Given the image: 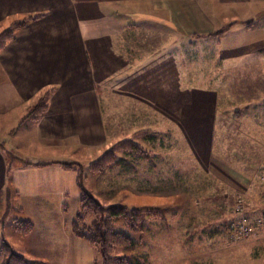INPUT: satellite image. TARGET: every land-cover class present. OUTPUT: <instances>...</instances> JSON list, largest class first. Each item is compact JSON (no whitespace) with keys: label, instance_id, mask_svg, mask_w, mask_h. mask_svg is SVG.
<instances>
[{"label":"rangeland","instance_id":"rangeland-1","mask_svg":"<svg viewBox=\"0 0 264 264\" xmlns=\"http://www.w3.org/2000/svg\"><path fill=\"white\" fill-rule=\"evenodd\" d=\"M69 17L78 20L79 15L63 17L61 13L45 12L16 15L13 8L0 6V38L5 40L0 44V148L6 161L10 160L15 167L19 163L23 166L21 170L42 168L37 164L57 166L62 162L67 167L65 173L36 169L38 174L30 177L31 188L25 174L16 175V170L12 171V183L19 188L25 212L16 207L12 191L7 196L6 190L7 197L0 207V245L7 244L28 261L43 264H101L100 255L71 230L83 191L104 207L157 211L158 216L151 213L140 219V231L133 233L120 220L115 221L114 229L132 241V248H118L115 254L145 257L147 264H264V249L257 245L258 240H264V228L258 231L254 224L255 220H264L252 215L255 212L251 210L254 201H260L254 195L255 190L244 191L231 180L223 190L218 186L222 185L221 166L243 171L246 166H253V152L264 149L261 146L264 140L262 143L257 140L264 137V42L261 48L256 47L261 49L262 61L249 60L247 55L243 58L246 61H241L247 63L242 69L238 61L233 64L214 54L217 49L214 42L207 44L202 40L191 46L192 40L185 36L191 33L189 30L177 32L183 35L177 47L182 52L179 58L169 57L173 47L168 45L165 54L158 56L153 53L157 48L152 43L155 39L152 31L141 30L139 23H128L134 25L129 45L141 56L139 66L131 71L136 77H131L133 81L128 80V84L120 76L122 69H110L109 50L96 42L85 47L89 56L86 55L87 65L82 63L80 46L76 52L69 49L70 60L81 64L79 67L75 64L82 73L79 77L66 80L55 74L35 84L30 83L31 78H17L15 56L24 51L11 50L4 58L3 51L27 25L42 19L52 22L51 28L35 31L36 38H45L46 49L56 53L57 47L66 43L68 35L71 39L72 33L79 43L76 24L73 31L67 27ZM258 25L264 32V20ZM124 36L120 33L115 37ZM106 38L109 36L98 42L108 43ZM156 57L165 58V62L161 60L158 65L152 60ZM25 63L28 66V61L19 62ZM84 70L89 71L85 74ZM4 72L13 78H4ZM51 80L60 83L45 85ZM43 82L45 86L40 87ZM58 85L67 92L57 93V101L74 102L73 108L76 103H83L86 112H94L92 122L83 125L86 129L81 137L85 138V144L56 146L49 128L43 127L45 133L40 135L39 127L44 124ZM12 107L9 112L12 116H2L5 109ZM95 128L97 135L88 132ZM28 162L32 165H27ZM261 176L264 189V171ZM37 187V193L51 194L48 204L27 207L25 194ZM241 216L249 222L248 235L238 238L229 232L221 242L222 250L226 251L218 246L220 238L209 242L203 236L215 228L214 223H223L216 221L228 219L226 224L230 226ZM27 218L35 225L32 235L15 230V220ZM161 218L164 220H158ZM196 232L203 235L195 238ZM2 260L0 254V264Z\"/></svg>","mask_w":264,"mask_h":264},{"label":"crops","instance_id":"crops-1","mask_svg":"<svg viewBox=\"0 0 264 264\" xmlns=\"http://www.w3.org/2000/svg\"><path fill=\"white\" fill-rule=\"evenodd\" d=\"M0 6L13 8L16 15L39 12H45L46 14L61 13L63 17H67L68 15H73L75 13H78L79 15L78 20H75V17H71L72 20H69V17L66 21L67 27L70 26L72 31L75 26L79 30V43L73 39L74 35L72 33L71 39L68 35V39L65 40L66 43H64L62 47H57L56 53L46 49V43H44L45 38H36L35 31L38 29L51 28L52 22H45V19H42V21H36L27 25L17 36L15 41L10 43L6 51H3L1 54L3 58L5 57V54L12 52L11 50H14V52L24 51L15 56V59H17L15 61L18 65H16L15 76H17V78H31L32 80L29 81L33 84L37 82L41 83L45 79L54 77L55 74H58L60 78L66 80L67 78L74 79L81 76L82 73L80 70H76L75 66L76 64L77 67H79L78 65L81 64L74 63V60H70L68 53L69 49L76 52L78 51L77 46H80L83 59L79 57V61L81 59L82 63L85 62L87 65L88 63L86 58L89 56L87 55L88 51L85 47H91L96 44H104V48L109 50L108 55L110 69H122L123 73L120 76L127 80L126 84L133 81V78L131 79V77L136 76H133L131 71H134V69L139 66V62L141 61L139 60V57L141 56L138 50H132L133 47L129 45V37L134 35V33L132 35L134 25H129L128 23H139L142 28L141 30L144 29L145 31H152L151 36L155 38L152 43L155 44L154 47L157 48L156 52L153 53L159 54L158 56H160V54H165L166 46L168 45L173 47L172 54L169 53V57L174 59H177V57L179 58V55H182V52L180 50L181 48L177 47H180L183 35L178 34L177 32L180 30H189L191 33L185 36H189L188 38L192 40V43L190 44L191 46L194 45V42L197 44V42L202 40H205L207 44H209V42H214V45L217 47V51L215 50L214 54L219 55V57H222L221 59L223 60L227 59L233 64H236L238 61L240 63L239 67L242 69H244L242 66L245 67L247 63L241 61H246V59L243 58L247 55H250L247 56L249 60L252 58H258L262 61L261 49L256 50V47L259 46L258 48H261V43L264 42V32L258 25L259 22L264 20V0H0ZM2 10L4 11V9ZM85 14L89 16H85ZM63 23L65 22L63 21ZM120 33L125 36L123 38L115 37ZM43 34L44 33H41V35ZM75 34L78 39V34ZM95 36H97V39ZM108 36L109 38L105 39L108 43L105 41L101 43L98 42V39ZM167 39L168 41H166ZM250 47L254 48L251 49ZM98 50L104 51L105 49L99 48ZM95 52L97 53V51ZM190 54L193 53L190 52ZM207 59H210V57ZM152 60L153 62H157L158 65L161 60H164L163 62H165V58L159 57ZM21 61H28V66L26 65L27 63L23 65L19 64ZM70 63L72 64V71H70L69 68L71 65ZM151 69L154 71L155 66H152ZM88 71L89 70H84L85 74ZM137 71L141 70L139 69ZM3 76L4 78H13L12 75L7 74L6 72H4ZM110 77H112L111 74ZM155 79L156 78L152 81H155ZM54 82L60 83L59 81L51 80L45 82V85H51L50 83ZM43 84L44 82L40 87H44L45 85L43 86ZM65 91L67 92L65 87L58 85L57 92L50 102V109L45 116L44 124L39 127L40 135L45 133L43 129L44 127L46 129H50V135H47L53 137V142L58 144L56 146L68 145L69 143L85 144V138L81 137V134L84 137L86 129H84L83 125L86 122H92L94 112H86L88 110H86V106L83 103H76L78 104L77 107L73 108V105L75 104L74 102L72 104L71 102L64 104L63 102L57 101V93L62 94ZM5 102L6 104L4 105L6 106L8 102L7 100H5ZM91 103L93 105V102ZM71 105L72 107H70ZM94 105L96 106L94 108L97 120V103H94ZM69 108L72 109L69 110ZM12 109L13 107L5 109L3 113L4 115H1H7L9 117L12 116L9 115V112L12 111ZM100 109L98 108L99 111ZM130 113L131 112H129V115ZM5 123L8 124L7 121H5ZM12 125H15V123L13 122ZM64 128L66 130L63 132ZM71 129L74 132H71ZM88 132L93 135H97L96 128L93 130L89 129ZM257 140L259 143H262L264 137ZM257 140L255 139V142H257ZM261 146L264 147V145ZM253 155V166H246L243 171H240V168H238L239 171L235 172L230 170L229 167L221 166L222 170L220 173L222 174V185L218 184V186H220L223 190L224 186H228L229 180H231L236 181L238 183L237 185L244 189V191L247 189L255 190L254 195H256L260 201H254V208L251 210L255 213L252 215L256 218L264 220V189L261 182V175L264 171V149L254 151ZM256 160L258 161V164ZM63 163L64 162L57 166L53 164L55 167L51 164H37L41 165L42 168L36 169L40 172L53 170L57 173H65L64 170H67V167ZM16 165L19 168L15 167L10 160L6 161L5 155L0 148V207L3 205L5 198L9 195V192L12 191L11 195H14V200H16L17 203L16 207H18L23 213L25 212V208L21 206L22 199L20 192L18 191L19 188H17L15 183H12V171L16 170V175L25 174L30 188L32 187V180L30 177L33 174H38V171H36V169H32V167H28L26 170H21L23 166L19 163H16ZM27 165L32 164H29L28 162ZM38 189L39 188L37 187L35 190H27V193L25 194L28 198V202L26 204L27 207L29 205H35V203L37 205L39 203L41 205L48 204V196L51 194L41 192L37 193ZM6 190H8L7 196ZM61 191L62 190L60 189L59 192ZM245 193L246 192H243L244 196ZM248 198L249 196L247 194L246 200ZM28 219L32 223V228L28 234L32 235L35 225L31 218H27L25 220ZM162 219L164 220V218L158 220ZM220 221L225 223V226L223 223L220 225L214 223V225H216L215 228L204 232V235L202 232L197 234L198 230L196 229L197 232L195 238L199 235H203L209 240V242L220 238L218 241L220 245L218 246L222 250L223 245L221 242H223V238L228 236L229 225L226 224L228 219L222 218L221 220L216 221V223ZM254 222V224H256V230L258 228V231L263 230L264 221L257 222L255 220ZM258 241L257 245L261 249H264V240ZM148 243H151L149 236ZM194 246H197L196 242ZM214 247L215 246L213 245V248ZM225 249L226 248H223L222 251H226ZM239 259L242 260V256L239 257ZM218 260L219 259L217 258V261Z\"/></svg>","mask_w":264,"mask_h":264},{"label":"trees","instance_id":"trees-1","mask_svg":"<svg viewBox=\"0 0 264 264\" xmlns=\"http://www.w3.org/2000/svg\"><path fill=\"white\" fill-rule=\"evenodd\" d=\"M4 41V38H0V44ZM129 145L133 147L131 143ZM151 213L152 216H158L157 211L150 209L128 211L124 207H104L91 194L81 191L76 219L72 222L71 230L76 237L83 239L100 255L101 264H147L145 257L115 254L118 248H132V241L125 234L117 232L114 227L115 221L120 220L130 232L140 231L138 228L140 219L142 220L145 215L150 216ZM15 224V230L22 234H28L32 228L29 220H15ZM0 254L3 257L1 264H43L28 261L24 255L14 252L4 243L0 245Z\"/></svg>","mask_w":264,"mask_h":264},{"label":"built area","instance_id":"built-area-1","mask_svg":"<svg viewBox=\"0 0 264 264\" xmlns=\"http://www.w3.org/2000/svg\"><path fill=\"white\" fill-rule=\"evenodd\" d=\"M229 232L232 237L244 238L249 232V222L245 216H241L236 221L230 223Z\"/></svg>","mask_w":264,"mask_h":264}]
</instances>
